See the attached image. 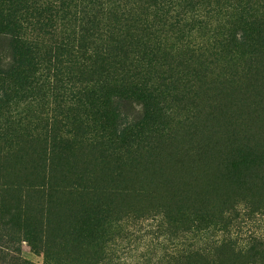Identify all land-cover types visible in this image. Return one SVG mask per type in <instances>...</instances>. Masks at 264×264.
Listing matches in <instances>:
<instances>
[{
  "label": "trees",
  "instance_id": "trees-1",
  "mask_svg": "<svg viewBox=\"0 0 264 264\" xmlns=\"http://www.w3.org/2000/svg\"><path fill=\"white\" fill-rule=\"evenodd\" d=\"M219 1L0 0V139L22 143L24 153L33 147L34 185L46 180L49 202L58 193L65 198L56 214L60 226L44 230V238L35 224L26 232L30 244L41 246L45 264H70L61 256L73 242V253L90 261L85 264H125L112 257L114 231L124 223L115 217L119 198L137 185L133 169L175 138V105L191 93V77L199 81L217 69L225 80L241 68L249 77L264 76V0H225L221 6L233 11L214 27ZM188 13L197 15L190 23L196 30L210 34L192 55L187 33L178 28ZM173 32L185 44L172 42ZM132 103L139 113L130 118ZM231 158L224 164L231 186L250 192L264 174L263 138L234 148ZM234 206L216 222L207 212L196 216L184 232L210 237L193 245L172 236L163 255L172 264H240L238 258L253 257L264 264L262 237L251 234L235 246L224 231L211 234L215 225L259 213ZM184 210L175 212L178 221L188 218Z\"/></svg>",
  "mask_w": 264,
  "mask_h": 264
},
{
  "label": "rangeland",
  "instance_id": "rangeland-1",
  "mask_svg": "<svg viewBox=\"0 0 264 264\" xmlns=\"http://www.w3.org/2000/svg\"><path fill=\"white\" fill-rule=\"evenodd\" d=\"M224 2L219 1L220 14L214 22L212 20L214 27L233 11L222 7ZM196 16L188 13L178 26L187 33L186 38L190 41L188 49L192 51L183 50L188 55H192L191 52L197 54L199 50L195 47L202 50L201 47L210 40V34H204L195 29L196 24H190ZM170 34L172 42L183 43L177 41L176 32ZM4 46L0 40V49ZM182 70L185 72L187 68ZM216 70L206 72L199 81L191 77V93L175 105V138L151 160L133 169L137 185L134 191L119 198L122 207L115 215L120 217L118 222L124 223L114 231L117 236L111 243L116 248L112 251L113 259L119 256L120 262L125 264H172L163 255V246L171 242L172 236L183 235L185 243L201 245L210 235L202 230L199 232L204 233L202 239L198 238L201 235L191 239L189 233L184 232L189 222L204 212L216 222L217 216L230 203L236 204L234 207L239 210H246L244 201L249 203L247 209H256L259 213H253L246 221L237 219L224 228L215 225L216 230L211 234L221 237L224 231L236 243L235 246L245 245L251 234L264 239V174L250 192L241 191L231 186V175L224 165L232 161L234 148L243 150L246 142L258 143L262 138L264 141V76L249 77L241 68L235 78L222 80L224 76L217 75ZM127 110L131 118L139 113V106L132 103V106L127 105ZM21 144L14 140L7 145L0 139V264H15L19 261L16 258L32 264H45L41 246L30 244L26 232L35 224L32 228H41V237L44 238V230L50 231L53 224L60 226L61 216L56 214L64 207L65 198L58 193L53 196L54 203L49 202L46 180L43 186L34 185L36 153L29 146L24 153ZM81 154L79 158H83L84 154ZM49 162L44 168L46 176ZM97 181L99 183V179ZM178 208L188 209L184 210L187 219L178 221L175 216ZM48 225L50 227L46 228ZM70 244L73 245L64 248L67 253L61 256L63 260L70 264L90 262L82 252L73 253L77 247L74 242ZM226 253L231 255L229 251ZM257 262L255 257L238 258L240 264Z\"/></svg>",
  "mask_w": 264,
  "mask_h": 264
},
{
  "label": "bare ground",
  "instance_id": "bare-ground-1",
  "mask_svg": "<svg viewBox=\"0 0 264 264\" xmlns=\"http://www.w3.org/2000/svg\"><path fill=\"white\" fill-rule=\"evenodd\" d=\"M171 150V149H170ZM192 161V160H191ZM192 163V162H191ZM189 167V166H188ZM196 167V166H195ZM192 168V167H191ZM194 171V170H193ZM187 173V172H186ZM183 174V173H182ZM189 175V174H188ZM187 177V176H186Z\"/></svg>",
  "mask_w": 264,
  "mask_h": 264
}]
</instances>
